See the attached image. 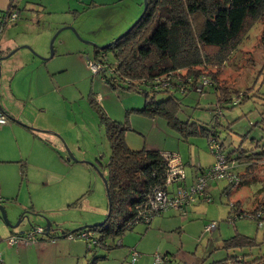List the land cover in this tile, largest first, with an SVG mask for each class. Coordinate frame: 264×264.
<instances>
[{
	"label": "rangeland",
	"instance_id": "374dc122",
	"mask_svg": "<svg viewBox=\"0 0 264 264\" xmlns=\"http://www.w3.org/2000/svg\"><path fill=\"white\" fill-rule=\"evenodd\" d=\"M19 9L18 19L5 25L0 38V106L8 120L0 127V199L9 201L10 223L22 221L11 229L0 214V246H7L14 234L46 230L50 224L55 243L65 244L48 248L42 261L31 256V264H90L95 258L97 264H157L158 255H168L170 264H212L229 257L242 264V258L264 257V226L249 216L237 217L230 203L241 202L246 214L259 210L264 216V161L250 175L239 165L235 171L251 181L232 188L230 196L227 180L210 179L206 188L210 202L196 196L185 215L166 209L149 225L139 223L118 238L114 244L121 241L123 246L112 251L90 252L81 238H61L63 233L101 224L108 215L103 176L111 150L91 96L112 120L128 122L130 148L173 153L178 159L185 187L169 185L170 197L179 188L190 189L201 174L199 168L208 170L216 157L208 139L185 140L165 120L136 113L145 104L142 94L122 86L114 90L104 81L91 44L103 47L122 36L141 17L144 0H24ZM263 29L261 22L254 25L219 77L230 90H250L246 102L224 105L219 112L212 87L204 94L179 96L178 119L214 129L233 158L241 146L250 151L260 144L258 151L264 150ZM106 59L112 63L113 54L108 51ZM232 95L235 101L237 96ZM167 97L157 94L156 100ZM212 224L216 228L207 231ZM238 234L254 238L256 245L223 247ZM69 242L74 245L69 247ZM132 251L140 254L137 263L131 261Z\"/></svg>",
	"mask_w": 264,
	"mask_h": 264
},
{
	"label": "trees",
	"instance_id": "16d2710c",
	"mask_svg": "<svg viewBox=\"0 0 264 264\" xmlns=\"http://www.w3.org/2000/svg\"><path fill=\"white\" fill-rule=\"evenodd\" d=\"M13 13H17L14 19L9 17ZM19 14L20 9L13 3L6 10L0 11L2 32L5 25L18 19ZM259 22L264 25V0H147L146 12L130 31L104 49L94 48L95 59L102 67L106 84L114 90L122 86L125 90L136 91L144 96V107L134 110L136 113L151 119L165 120L168 127L185 140L191 137L208 139L210 150L215 157L213 147L219 146L220 153L231 166L230 172L238 177L237 184L228 182L225 189H230L228 196L232 193V188H238L246 182L245 174L254 171L264 161V150L258 151L260 144L250 151L242 150L241 146L233 158L227 153L225 145L218 142L214 129H208L197 122L178 119L182 107L179 96L185 97L192 92L204 94L207 87H212L219 112L224 105L236 106L246 102L250 97V90H230L219 77L229 63L232 53L241 46L250 30ZM261 40L264 41V29ZM108 51L113 54L112 63L106 59ZM107 72L110 77L106 76ZM205 82L208 83L204 86ZM162 93L168 97L157 101V94ZM232 93L237 96L235 101ZM89 102L97 111L105 128L111 150L109 162L104 166L108 215L101 224L86 226L73 233H64L61 237L72 236L71 239H74L81 238L83 233H90V240L81 238L86 242L88 251L92 252L97 248L112 251L123 246L121 241L114 244L118 238L132 231L139 223L149 225L153 218L163 214H149L147 220L144 217L148 214L151 196L157 190L164 189L168 183L166 153L158 150H133L126 142V134L130 130L128 122L112 120L94 97L91 96ZM0 110L5 114L3 109ZM31 131L37 136L34 129ZM247 138L248 135L245 136V139ZM239 165L244 166L245 174L235 171ZM212 167L208 170L200 167V175ZM250 181L247 179V182ZM175 182L180 187H185L184 179L179 178ZM206 195L211 201V195L208 192ZM206 198L201 200L206 201ZM230 203L231 209L237 211V217L249 216L258 223L261 219L264 221V216L258 213L259 210L246 214L241 202ZM40 240L55 242L56 238L51 234V230H45ZM224 242L223 247L226 249L256 245L254 238L242 234ZM164 257L167 260L165 264H170L168 255ZM238 259L229 257L212 264H234ZM262 260L264 257L253 261L242 258L240 262L254 264ZM97 261L98 258H95L90 264H97Z\"/></svg>",
	"mask_w": 264,
	"mask_h": 264
},
{
	"label": "built area",
	"instance_id": "2783aa9c",
	"mask_svg": "<svg viewBox=\"0 0 264 264\" xmlns=\"http://www.w3.org/2000/svg\"><path fill=\"white\" fill-rule=\"evenodd\" d=\"M12 19L17 17V13H13L9 15ZM1 22V17H0ZM2 34V26L0 25V38ZM102 68V67H101ZM100 68V70H101ZM99 69V68H98ZM110 72V71H109ZM8 123L7 117L0 110V127L6 125ZM215 155H216V163L215 165L206 173L197 177L194 185L191 186L190 189L179 188L178 193L170 197V193L168 191L169 185L173 184L176 180L180 178L184 179V173L182 169L181 163L178 161L174 155L165 154V159L167 161V185L164 189L157 190L150 198L148 203V214L145 215V219H148V215L153 213H161L166 209H175L182 214L188 213L189 205L194 201L196 196L203 199L206 198L207 195V183L210 179H219V180H227L230 183H238V177L233 175L230 170L231 166L227 164L226 159L220 153L219 146L215 145ZM176 183V182H175ZM207 202H210V198H206ZM261 215V214H260ZM259 226H264V221L261 219L259 221ZM216 228V225L212 224L207 228V231H212ZM45 230L43 228L33 229L28 233L23 234H14L9 239H7V244L9 246L12 245H32L38 242L39 236L44 234ZM81 238L85 240L91 239L90 233H83L80 235ZM71 239L72 236H69ZM131 260L133 263H137L140 258V254L136 251H132L130 253ZM1 260V259H0ZM165 257L157 256L156 262L157 264H165Z\"/></svg>",
	"mask_w": 264,
	"mask_h": 264
},
{
	"label": "crops",
	"instance_id": "0c3cea01",
	"mask_svg": "<svg viewBox=\"0 0 264 264\" xmlns=\"http://www.w3.org/2000/svg\"><path fill=\"white\" fill-rule=\"evenodd\" d=\"M22 1L24 2V0H0V11L1 10L4 11L7 8H9L11 3H13L14 6H17L19 8L20 3ZM39 240L37 243L32 245L9 246L7 244V246L6 245L0 246V259H1L0 264H25V262H27V264H31L33 260L30 261L29 259L31 258V256H36V255H37L36 260L42 261V259H44V256L46 257V250L48 248H52V247L61 248L65 244V242L55 243V242H50L48 240H40V241ZM67 245L69 247H72L74 243L69 242Z\"/></svg>",
	"mask_w": 264,
	"mask_h": 264
},
{
	"label": "water",
	"instance_id": "95a60500",
	"mask_svg": "<svg viewBox=\"0 0 264 264\" xmlns=\"http://www.w3.org/2000/svg\"><path fill=\"white\" fill-rule=\"evenodd\" d=\"M146 10H147V0H144V9H143V13H142L141 17L144 15V13L146 12ZM141 17L137 20V22H135L134 25H136V24L139 22V20L141 19ZM134 25H133V26H134ZM133 26H131V27H130L125 33H127L128 31H130V29H131ZM73 30L78 34V32H77L75 29H73ZM59 33H60V31L55 35V37H54V39H53V41H52V43H51V55H50V58H49V59H52L53 56H54L53 42H54L55 38L57 37V35H58ZM91 45H93V47L98 48L99 50H101V49H104V48L108 47V46L111 45V44H108V45L103 46V47H99V46L94 45V44H91ZM16 51H17V50L11 52V53L8 54L5 58H9V57H10L11 55H13ZM5 58H4V59H5ZM2 59H3V58L0 59V71H1V60H2ZM0 109H2L1 106H0ZM103 180H104V183H105V185H106L107 183H106V179L104 178V176H103ZM0 213H1V219L3 220V222H4L8 227H10L11 229H16L17 227L20 226L22 219L19 220L15 225H12V224L10 223L9 219H8V215H7L6 210H5L4 208H2L1 206H0ZM83 228H84V227H83ZM83 228H80V229H83ZM50 230H51V229H50V224H48V226H47V228H46V232H49ZM23 233H25V232H23ZM23 233H21V234H23Z\"/></svg>",
	"mask_w": 264,
	"mask_h": 264
},
{
	"label": "flooded vegetation",
	"instance_id": "af4514ba",
	"mask_svg": "<svg viewBox=\"0 0 264 264\" xmlns=\"http://www.w3.org/2000/svg\"><path fill=\"white\" fill-rule=\"evenodd\" d=\"M8 204H9V201L6 199H0V206L2 208H4L6 210V212H8L7 208H8ZM8 214V213H7Z\"/></svg>",
	"mask_w": 264,
	"mask_h": 264
}]
</instances>
